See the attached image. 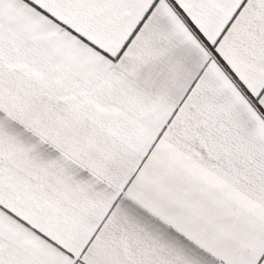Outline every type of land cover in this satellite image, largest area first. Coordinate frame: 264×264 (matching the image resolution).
Wrapping results in <instances>:
<instances>
[{"label": "snow or ice", "instance_id": "6c2138e0", "mask_svg": "<svg viewBox=\"0 0 264 264\" xmlns=\"http://www.w3.org/2000/svg\"><path fill=\"white\" fill-rule=\"evenodd\" d=\"M0 264H264V0H0Z\"/></svg>", "mask_w": 264, "mask_h": 264}]
</instances>
